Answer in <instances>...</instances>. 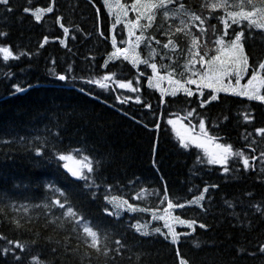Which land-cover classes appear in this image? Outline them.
Wrapping results in <instances>:
<instances>
[{
	"label": "trees",
	"instance_id": "1",
	"mask_svg": "<svg viewBox=\"0 0 264 264\" xmlns=\"http://www.w3.org/2000/svg\"><path fill=\"white\" fill-rule=\"evenodd\" d=\"M131 2L109 0L111 11L104 0H9L0 5V47L16 57L4 60L0 54V236L7 238L0 240V264H31L33 257L43 264H179L177 249L190 264H264L259 251L264 245V136L257 134L264 128V103L215 94L199 78L208 66L194 57L196 51L207 53L205 60L225 57L229 51L218 53L223 46L216 41H228L241 28L232 25L224 36L223 24L216 19L221 10L201 8L204 0H178L187 10L212 17L203 25L206 33L198 30V22L191 34L176 33L181 20L193 23L181 12L176 18L170 13L167 19L158 14L151 28L133 29L135 35L129 38L125 25L137 13L129 7L125 16L118 5ZM48 7L53 11L39 22L24 11ZM176 7L178 3L170 9ZM141 31L144 38L137 47ZM243 31L248 70L255 69L264 60V30ZM193 35L198 37L196 47ZM113 36L117 47L129 49V59L124 55L109 59L115 51ZM169 38L175 50L172 45L162 47ZM113 74L106 89L93 82ZM59 75L66 79H57ZM159 76L180 81L182 87L172 95L173 89L163 88L162 81L158 89ZM189 78L196 83H186ZM129 82L136 91L118 86ZM17 87L23 91L17 92ZM212 95L218 99L211 100ZM246 113L251 114L250 121H245ZM172 118L205 136L199 127L203 120L207 138L231 145L253 167L245 170L236 156L226 165L208 163L200 148L182 146L168 123ZM58 154L76 160L88 156L94 167L89 181L71 176ZM200 195L205 197L202 207L189 203ZM112 197L138 210L124 205L118 216H110L105 209L116 211L108 203ZM55 199L65 208L52 203ZM168 200L185 207L170 209L168 216L164 211ZM68 207L102 236L108 235V256L97 255L78 239L71 218L62 215ZM175 216L195 221V230L180 225ZM14 220L22 227L17 228ZM166 222L177 233L190 234L173 244ZM137 224L145 225L149 235L137 232ZM157 228L164 235L155 232ZM8 240L21 243L25 251ZM115 240L124 244L119 254ZM4 248L12 251L5 254Z\"/></svg>",
	"mask_w": 264,
	"mask_h": 264
},
{
	"label": "snow or ice",
	"instance_id": "2",
	"mask_svg": "<svg viewBox=\"0 0 264 264\" xmlns=\"http://www.w3.org/2000/svg\"><path fill=\"white\" fill-rule=\"evenodd\" d=\"M178 7L170 9V6L173 4H177ZM9 0H0V5H8ZM104 4L109 8V11L112 9V5L109 3V0H104ZM122 10H124L125 16H127V12L129 10L134 11L137 13L135 20H129L127 21V24L125 25L128 27L129 32V38H131L133 35H135L133 29H142L147 30L148 28H151L153 25V22L156 20V17L158 14H162L165 19L169 18L170 13L172 18H176V15L179 13H183V15L187 16L190 21L193 23L188 24L184 20L180 21L181 26L176 27L175 32H185L186 34H191V28L197 27V23L200 26L198 30L201 33H206L207 28L203 27L208 21V19L212 18L211 16H204V15H198L196 12H192L186 9V6L182 2H178V0H132L130 6L128 5H118ZM201 8L207 9L209 12L221 10L222 15L219 17H216V19H219L220 22L223 24L224 28V36L228 35V29L232 25H236L238 28H241L240 31H234L232 34V38L228 41H225L223 38L216 41L217 44L222 45L223 47L218 48L217 52H223L225 48L231 53H233V56L230 57L231 64L233 66V71L229 70V67L227 66V61L221 60L220 55H215L210 57L208 60H205V56H207V53H204L203 55L200 54L199 51H196L194 53L195 56H199V63L204 66H208V70L199 74L201 81L209 80L211 81L214 77L217 75L219 76H228V75H235V86H231L232 82L229 81L230 87H223V88H216L215 91H225L229 92L232 95L240 96V97H246L248 100H257L260 103H264V60L260 61L256 66L255 69L252 71L250 79H248L247 83L244 85H241V79H243V75L247 74L248 69L250 67L249 65V57L244 53V44L243 40L245 39V32L243 31L244 27H247L249 29L251 28H257L260 30H264V0H259V4H257L256 0H204V2L201 4ZM162 10V11H161ZM8 11H11V8H8ZM24 11L26 13H30L37 22H39L42 19V16L44 13H51L53 11L52 7L48 8H36L35 10H31L29 8H25ZM99 11V10H98ZM147 21L145 24H141V20ZM120 19L119 16H117L116 23H119ZM61 27L63 25L61 24ZM171 27V26H170ZM213 29L215 26H212ZM65 34L68 33V29L64 28ZM144 38V33L141 31L140 35L136 36V46H139L140 41ZM47 42V40H45ZM130 42V41H129ZM198 37L195 35L192 36V44L193 47H196L198 45ZM63 43V41H61ZM156 43H160L159 40L156 41ZM112 45L115 51L111 54L109 59H112L114 57L118 58L120 55H124L125 59H129L127 53L129 49L127 48H119L117 47V41L115 36L112 37ZM170 45H172L173 50H175V42L169 38L167 43H164L162 45L163 48H168ZM43 46V45H41ZM191 52V49H189ZM236 53H239V55H235ZM0 54L3 55L4 60H8L9 58L15 59L16 57L13 55V52L7 48V47H0ZM134 64L136 63V60L132 61ZM143 63H147V61H141ZM219 62V64H217ZM216 65V67H213ZM106 66V65H105ZM153 69V73L155 74L157 66L155 63L150 65ZM185 68H188V65H185ZM198 73L193 72L192 75H197ZM171 75V73H169ZM183 75V74H181ZM113 75H106L102 77L101 80L93 81L101 88H107L108 84L105 83V81L113 80ZM57 79L64 81L66 77L64 75L57 76ZM162 79V77H161ZM172 82V81H170ZM177 85H180V81H174ZM186 83L188 84H195L196 80H193L189 78ZM118 86L120 88H130L132 91H136L135 88L132 87L131 82L129 83H119ZM151 86V82H150ZM182 87V85H180ZM205 87H213L212 83H206L204 84ZM17 92L23 91V89L17 87ZM185 93L188 96H192L193 92L190 89L184 88ZM176 89H173L172 95H175ZM203 95V93H201ZM211 100H217L218 97L216 95H212ZM139 102V101H138ZM210 102V101H206ZM201 103V107L204 106V103ZM192 113L189 112L188 115H191ZM245 121H250L252 119L250 113L244 114ZM169 124L175 126L177 121L169 120ZM199 127L201 132L207 136V132L205 131V124L204 121L201 120L199 123ZM257 134L264 136V128L257 129ZM209 141H211L213 138L208 137ZM181 143L182 146L187 147L188 145L184 143L183 137H181ZM197 146L202 147V144H198ZM217 149H219V152L217 154H209L210 158L208 160V163L210 164H221L226 165L229 157L236 156L240 157L242 159V163L245 170H248L249 168H252L253 165L250 164V160L248 157H245L242 152H234L231 145H222V144H216L215 146ZM207 151V150H206ZM41 153L37 151V155H40ZM261 156H264V153H261ZM57 158L62 161H72L74 166H69V164L65 163L64 167L68 170V172L73 176L74 178L78 180H85L89 181L90 177L88 173H92L94 171L93 162L89 159L88 156H83L80 160H75L73 156L71 155H63L58 154ZM224 171L227 172L228 168L225 167ZM86 186H91L86 184ZM205 193L208 191V188H205L203 190ZM61 196L64 195V193H60ZM167 199V197H165ZM205 197L203 195H200L196 197V199L190 201V204L201 206V201H203ZM56 206L60 207L61 209L65 208V203L62 202L60 199H55L52 201ZM108 203L112 204L113 207L116 209V211H108L105 209L108 215L113 216L117 215L119 213V209H121L124 205H127V210L130 211H136L138 209L134 208L131 204H128V201H120L117 197H112L110 200H108ZM185 207L182 203H174L171 200H168L167 202V208L164 210L166 215L171 216V212H169L170 209L174 208H183ZM140 211H147V209H139ZM67 218H71L70 222L74 224V227L72 228L73 232L78 233V239H81L83 244L88 248L95 251L97 255H103L108 256L109 251L111 250L109 248V237L107 234L101 235L99 229L94 228L89 222L84 221V217L79 216V214L74 211L71 207H68L64 213H62ZM154 218L155 217L154 215ZM160 219H163V217H158ZM175 221H177L180 225H184L193 231L195 230L194 224L195 221H187L184 219H181L179 216L173 217ZM83 221V222H82ZM13 223H15L16 227H22L19 220H14ZM166 227H168V234L171 236V243L178 244L179 242V236L181 235H189L190 233H177L173 227L170 225L165 224ZM135 230L139 232L141 235H149L147 231H144L146 228L145 225L137 224L134 226ZM200 228H205L206 225L200 224ZM157 233H160L161 235H164V233H161V230L159 228L154 230ZM167 239L168 236H165ZM7 239L4 236H0V240ZM114 243L118 246L115 251L117 254H119L120 249L124 247V244L121 242V240H115ZM9 245H14L16 249H19L21 252L25 251L24 245L17 241L8 240ZM196 247H199L197 244ZM12 251L10 248H4L3 252L7 254L8 252ZM55 251V249H54ZM259 251L261 253H264V245H261ZM14 258L16 260H20L21 257L19 255H15L13 253ZM87 255V253H85ZM177 257L179 258V264H190V262L182 257L180 255L179 249H177ZM31 264H43L41 260L37 257H33Z\"/></svg>",
	"mask_w": 264,
	"mask_h": 264
},
{
	"label": "rangeland",
	"instance_id": "3",
	"mask_svg": "<svg viewBox=\"0 0 264 264\" xmlns=\"http://www.w3.org/2000/svg\"><path fill=\"white\" fill-rule=\"evenodd\" d=\"M235 55L238 56L239 53H236ZM232 56H233V53L229 52L225 57H222L221 58V60L227 61V66L229 67V70L230 71H233L234 70L233 69V66L231 64V59H230V57H232ZM253 70H254V68H251L250 70H248L247 74H244L243 75V79H241V85H244V84L247 83L248 79H250V77H251V74H252V71ZM202 71L205 72L204 69ZM199 74H201V72ZM235 79H236L235 75H228V76H219V75H217L211 81H209V80L201 81V78H200V81L202 83H204V84H206V83H212L213 87H207V88H210L215 94L220 93V92L230 94V91L229 92H225V91H215V89L216 88H223V87H230L229 81L232 82V85L231 86H235V84H234ZM155 81H157L159 83V86H156L155 85L156 88H158V89L160 87V82L162 83V81L165 83L163 85V88L164 87L165 88L166 87H171L170 89H176L178 86L180 87V85H177L174 82H170V79L168 77H164V76H162V79H161V76H159ZM106 82L107 81H105V83ZM170 120L177 121V123L175 124V126H173L171 124L170 125L172 127L173 132L178 137V139H179L180 142H181V137H183L184 143H186L188 145H193V146H196V147L200 148L203 151V153L207 156L208 159L210 158V155L209 154H217L219 152V149H217L215 147L216 144H219V143L215 142L214 140L209 141V139L206 136H203L201 134L194 133L191 130V128L188 125H186L185 122H183L179 118H172ZM198 144H202L203 146L202 147L197 146ZM65 163L69 164L70 167L71 166H74L72 161H64V165H65ZM218 165H221V164H218Z\"/></svg>",
	"mask_w": 264,
	"mask_h": 264
}]
</instances>
